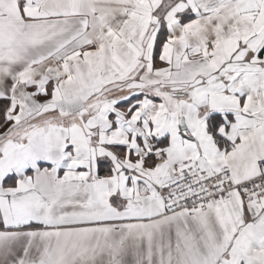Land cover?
Wrapping results in <instances>:
<instances>
[{
	"label": "snow or ice",
	"instance_id": "snow-or-ice-1",
	"mask_svg": "<svg viewBox=\"0 0 264 264\" xmlns=\"http://www.w3.org/2000/svg\"><path fill=\"white\" fill-rule=\"evenodd\" d=\"M0 264H264V0H0Z\"/></svg>",
	"mask_w": 264,
	"mask_h": 264
}]
</instances>
